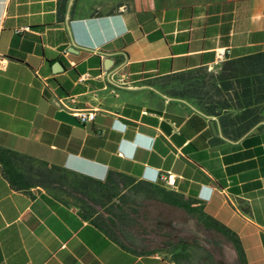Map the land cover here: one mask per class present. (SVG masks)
I'll use <instances>...</instances> for the list:
<instances>
[{
	"label": "crops",
	"instance_id": "0c3cea01",
	"mask_svg": "<svg viewBox=\"0 0 264 264\" xmlns=\"http://www.w3.org/2000/svg\"><path fill=\"white\" fill-rule=\"evenodd\" d=\"M181 72L198 96L173 93ZM0 147L114 195L14 189L0 170V264H174L104 232L151 235L103 208L132 187L140 224L148 206L175 208L142 196L166 171L174 187L159 186L264 264V0H0Z\"/></svg>",
	"mask_w": 264,
	"mask_h": 264
},
{
	"label": "trees",
	"instance_id": "16d2710c",
	"mask_svg": "<svg viewBox=\"0 0 264 264\" xmlns=\"http://www.w3.org/2000/svg\"><path fill=\"white\" fill-rule=\"evenodd\" d=\"M172 77L176 79V85H180L175 91H173L174 94L182 96L184 92H186L198 96L200 81L197 74L192 75L189 72H181L173 74ZM185 80L187 81L185 82ZM185 83L191 87H186L184 89L182 85ZM0 170L3 177L14 189H22L30 184H35L40 185L47 190L56 189L63 192H69L70 190H75L74 186H71V183L75 182L78 186L77 189H79V193L82 196H87L89 190L95 191L97 195L103 196L107 200L114 196L112 193L106 194L104 189L100 187L87 188L90 179L85 176L71 174L72 178H68L66 171L59 167L47 165L43 161L31 159L23 154L2 147H0ZM150 185L151 188L145 187L142 189L143 199H153L181 210L187 218L194 221V223L200 226L203 230L208 231L212 236L218 237L229 243L234 252L237 263L245 264L239 239L233 231L213 217L202 212L200 208L190 206L189 201H182L180 196L164 190L159 186L158 182H151ZM133 195L134 188H128V193L123 192L120 194L117 203L104 207L103 211L113 213L118 220L117 224H120L121 226L130 227L137 223V227L140 226L144 234L146 231H152L153 233L161 235L162 239L159 241V248L163 249L164 254L167 255L168 259L174 264H220L204 245L188 237L176 234L174 228H171L170 231L168 230L160 233L157 230L164 229V227L160 226L156 220L150 219L145 215L141 224L139 221H135L133 217L135 212L134 201L129 199ZM124 197H127L126 210L123 208L125 204V201H123ZM96 204L97 206H103V203L99 200H96ZM99 217H101V214L92 221L97 226H100L103 223V221L99 220ZM104 232L107 233L110 239L121 246L128 248L125 245H129L132 247L133 249L130 248L129 251L133 254L144 255L154 252L146 249L144 236L134 237L129 234L114 235L107 232V230H104ZM139 243H142L143 245Z\"/></svg>",
	"mask_w": 264,
	"mask_h": 264
},
{
	"label": "rangeland",
	"instance_id": "374dc122",
	"mask_svg": "<svg viewBox=\"0 0 264 264\" xmlns=\"http://www.w3.org/2000/svg\"><path fill=\"white\" fill-rule=\"evenodd\" d=\"M144 212H146L147 217L152 216L153 219L156 218L157 223L164 227V229L157 230L160 233L174 228L176 234L188 237L204 245L220 264H238L229 243L203 230L194 221L187 218L181 210L153 205L148 206ZM144 237L146 245L160 246L161 235L152 232L151 235Z\"/></svg>",
	"mask_w": 264,
	"mask_h": 264
},
{
	"label": "built area",
	"instance_id": "2783aa9c",
	"mask_svg": "<svg viewBox=\"0 0 264 264\" xmlns=\"http://www.w3.org/2000/svg\"><path fill=\"white\" fill-rule=\"evenodd\" d=\"M225 56V50L223 48H218L215 49L214 51V57L216 61H222ZM79 79H82L80 76ZM68 101H72V97H68ZM74 115L77 117V119L84 123L91 121L94 117V112L93 111H81V110H75ZM149 181L151 182H158L162 184L164 187L172 189L174 187V175L166 171L164 173L157 172L155 173Z\"/></svg>",
	"mask_w": 264,
	"mask_h": 264
},
{
	"label": "water",
	"instance_id": "95a60500",
	"mask_svg": "<svg viewBox=\"0 0 264 264\" xmlns=\"http://www.w3.org/2000/svg\"><path fill=\"white\" fill-rule=\"evenodd\" d=\"M213 125L211 124V127H212Z\"/></svg>",
	"mask_w": 264,
	"mask_h": 264
}]
</instances>
